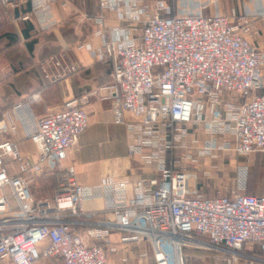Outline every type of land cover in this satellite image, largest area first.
I'll use <instances>...</instances> for the list:
<instances>
[{
	"label": "built area",
	"instance_id": "built-area-1",
	"mask_svg": "<svg viewBox=\"0 0 264 264\" xmlns=\"http://www.w3.org/2000/svg\"><path fill=\"white\" fill-rule=\"evenodd\" d=\"M52 1L15 0L13 6L28 3L34 13H45ZM98 4L101 13L93 21L102 43L96 50L88 44L76 49L112 63L115 123L126 127L130 156L156 177L79 184L74 167L65 162L89 127L84 101L67 100L43 116L28 112L23 117L36 158L23 157L15 143L0 140V262L38 264L54 258L63 264H109L114 228L124 233V242L148 245L156 264H184L185 249H216L237 261L246 244L264 245V196L245 192L247 166L237 167L228 195L204 196L196 183L200 173L209 177L219 171L224 157L247 160L264 152V51L250 41L253 22L172 15L163 0L153 9L148 0ZM106 11L131 26L109 28ZM133 26L140 27L138 35ZM39 68L49 80L76 71L58 56ZM10 161L18 164L17 176L8 172ZM54 173L62 175L55 195L35 198L32 183ZM97 199L116 222L88 229L92 243L87 244L75 227L89 224L81 218L97 216L85 208Z\"/></svg>",
	"mask_w": 264,
	"mask_h": 264
},
{
	"label": "crops",
	"instance_id": "crops-1",
	"mask_svg": "<svg viewBox=\"0 0 264 264\" xmlns=\"http://www.w3.org/2000/svg\"><path fill=\"white\" fill-rule=\"evenodd\" d=\"M157 0H148L154 8ZM172 7V15H222L235 22L246 17L253 22L254 32L250 41L264 51V0H163ZM15 0H0V140L7 139L18 147L21 155L36 158L37 149L27 136L24 117L31 112L43 116L60 109L70 99L83 100L89 117V127L81 135L78 145L69 151L65 166H73L79 184L97 186L103 179H133L138 176L153 179L152 168L142 166L130 156L125 125L115 123V101L110 98L114 80L112 63L99 61L88 49H76L88 44L96 50L102 43L93 18L101 11L98 0H54L45 13H34L30 4L14 7ZM109 28L131 25L120 20L114 11L104 13ZM134 34L140 27L133 26ZM58 56L66 65H73L75 72L59 79H46L39 64ZM264 77V66L262 69ZM20 106L17 111L14 109ZM28 108V109H27ZM7 114V115H5ZM129 118V115H127ZM15 130H12V127ZM223 159L220 161L222 163ZM235 177L237 167L247 166L245 192L264 196V152H255L247 160L233 158ZM10 176L18 175V164L7 165ZM62 181L61 173L43 175L32 183L37 199L52 198ZM193 185V184H192ZM51 194H48L50 193ZM131 197V192H129ZM86 211L97 212L92 219H85L87 226L77 225L87 244L92 243L85 234L88 229H106V223L116 218L105 210L101 199L85 203ZM124 233L110 230L111 247L115 249L108 258L109 264H156L150 247L123 241ZM148 252L146 257L141 255ZM239 260L233 261L228 252L216 249H185L184 264H264V245L246 244ZM216 256L224 257L216 260ZM0 264H13L1 261ZM38 264H63L54 258H43Z\"/></svg>",
	"mask_w": 264,
	"mask_h": 264
},
{
	"label": "rangeland",
	"instance_id": "rangeland-1",
	"mask_svg": "<svg viewBox=\"0 0 264 264\" xmlns=\"http://www.w3.org/2000/svg\"><path fill=\"white\" fill-rule=\"evenodd\" d=\"M220 170L213 172L211 176L204 177L201 173L197 183L198 192L204 196H214L217 194L228 195L231 193L235 179V163L230 162L229 157L222 158ZM208 159L205 161V168H208ZM193 184V183H192ZM48 194H51L48 193ZM204 264H215L212 260L205 261Z\"/></svg>",
	"mask_w": 264,
	"mask_h": 264
}]
</instances>
